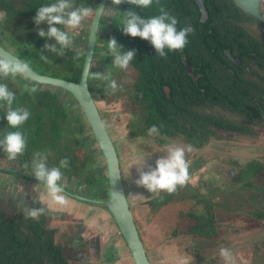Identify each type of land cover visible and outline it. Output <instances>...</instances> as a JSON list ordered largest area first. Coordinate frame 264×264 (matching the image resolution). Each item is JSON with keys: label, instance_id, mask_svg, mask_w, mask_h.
<instances>
[{"label": "flooded vegetation", "instance_id": "flooded-vegetation-1", "mask_svg": "<svg viewBox=\"0 0 264 264\" xmlns=\"http://www.w3.org/2000/svg\"><path fill=\"white\" fill-rule=\"evenodd\" d=\"M98 2L99 0H76L77 4L83 3L94 9L97 8ZM160 2L178 18L180 22L177 25L178 29L184 24H191L194 27L197 19L203 28L210 20H218L221 24L218 37L211 38V31L210 33L208 31L205 38L206 43L201 45L200 41V45H195L190 49L193 54L190 52L189 55L195 56H187L184 53L188 44L194 40V34H192L188 37L189 42L182 52H169L167 59H163L156 55L155 49L148 41L123 34L122 26L119 25L122 14L131 10L133 6L127 3L113 5L111 0H106L103 8L105 10L99 20L91 61V66H94L91 70L101 73L108 70L112 78H117L118 83L125 80L123 90L109 95L102 84L97 87V82L88 78L90 93L114 146L121 174L119 147L112 137L113 131L109 129L111 123L115 124V131L121 127L126 129L128 145L133 147L135 154L147 156L143 171H148L149 167L154 168L155 161L160 156L166 155L169 145L192 146L191 152L186 151V159L190 163L189 176L197 173V180H192L190 176L186 186L178 188L174 193L173 199H171L172 194H165V192L155 194L150 201L144 203L147 211L143 221H137L133 208L129 205L139 236L146 249V236L151 237L150 233L154 230L152 235L159 237L160 230L157 232L159 228L157 222L163 217L162 212L165 216L170 203L176 206L175 201H178L177 197L180 194L183 195L184 201L189 202L188 208L191 212L176 210L173 222L179 224V218L186 219L189 228L184 233L188 231V235L204 239L215 238L221 226L218 222L221 218L218 215L221 209H218L217 195L212 194L211 189L218 190L221 194L225 193L226 189L238 188L241 191L252 190L264 196V186L259 187L252 182L254 177L264 172V147L244 149L241 145L232 146V143L236 141L253 139L264 132V20L261 21L248 15L234 0H221V6H215L217 11L225 16L222 17V23L221 17L215 15L205 0H160ZM200 3L204 8V15L200 11ZM107 9L110 10L109 14ZM139 10L145 18L158 14L155 6ZM243 13L252 19L244 18ZM34 17L35 15L22 23L18 20L12 22L13 30L20 34V29L27 28L35 32L34 36H38L39 29L47 31L48 25L45 23L36 25ZM90 23H87L78 35L85 33L87 39ZM111 38H115L118 45L122 46L121 51L135 50L134 60L127 71L113 67L111 56L101 55V52L106 51V43ZM200 39L203 41L204 36ZM244 43L247 50L242 47ZM250 43H252L251 46H249ZM201 50L204 52L203 55H201ZM23 52L22 48L20 52H17L16 57L23 56ZM176 57L185 62V68H174ZM216 57H219L218 68L201 70L193 67L196 64L195 61L200 63V59L202 60L200 65H210ZM23 58L30 60L31 63L38 61L30 52H27ZM135 61L140 65L139 71L134 66ZM140 74H147L150 80H144L143 76L139 79ZM118 78L122 80L119 81ZM17 88L18 86H11L12 91H16ZM56 97L59 99V104H67L66 98H60L57 95ZM119 97H122L124 103L128 105L129 112L123 117L118 116L112 119L111 109L118 104ZM4 111L0 109V139L3 138L8 127ZM196 122L204 126L194 125ZM152 125H163L159 136L150 137L148 135V129ZM31 127L30 123L29 135L32 134L33 127ZM197 130L199 133L195 134ZM33 139L34 135L29 142L27 141L24 155L16 161H9L7 154L0 149V216L2 221L11 222V234L21 236V234H29L27 227L32 225L33 221L42 220L43 229L52 233L55 242L61 247L63 245L61 238L67 233V228L69 227V230L78 228L77 235L73 232L69 234L70 239L79 237L77 241L71 239L75 244L71 242L69 247L73 252L79 251L80 248L87 247L86 242L80 238L83 232V228H79L82 226V220L72 215L71 212L68 214L66 206L50 204L45 188L38 184L30 173V162L35 152H47L48 166H59V163H52L54 157L48 150L33 148L31 143ZM79 149L81 151V147L78 148V152L76 151L78 155H80ZM25 162H28L29 167H24ZM61 171L64 174L61 183L64 187L65 198L73 201L79 200L76 196L83 197L81 171L78 174L67 173L65 169ZM245 184H251L255 188H246ZM69 186L74 190H71ZM90 188L99 190L94 186ZM7 204L14 205L11 211L6 207L2 208V205ZM47 205L51 206L50 210L58 215L51 217L44 213L39 220L25 217V207ZM263 213V210L249 211L248 215L260 224L264 222V217H260ZM210 214L213 217L212 236H201L190 231L197 226L195 217L208 219ZM239 217L242 215L240 214ZM190 223L192 224L189 225ZM228 230L224 228L225 235ZM231 230L241 231L242 229L233 228ZM171 234L174 236L177 232L173 230ZM248 243L236 247L242 250L243 247H248ZM28 244L29 247H33V240L28 241ZM146 249L145 252L148 251ZM62 251L64 254L63 248ZM64 260L65 264H71L65 256ZM149 261L153 264L151 258ZM238 261L240 259L236 260Z\"/></svg>", "mask_w": 264, "mask_h": 264}, {"label": "rangeland", "instance_id": "rangeland-1", "mask_svg": "<svg viewBox=\"0 0 264 264\" xmlns=\"http://www.w3.org/2000/svg\"><path fill=\"white\" fill-rule=\"evenodd\" d=\"M4 39L6 40L3 42L5 47L3 45L2 46L12 52L15 56H18L17 52L22 50V45L19 42H17L16 45H8V41H13L11 36L5 37ZM23 60L28 61L31 64V68L35 69L38 73H45L46 67L44 64H39L37 62L31 63L30 60L25 58H23ZM118 79L119 81L122 80L120 78ZM5 81L13 83V85L18 86L19 89H22L24 84H33L29 81L20 80H15V82H13L11 79ZM50 90L58 97L67 99L65 109L68 113L73 112V114L83 117L77 103L68 93L56 88H51ZM105 90L106 92L110 91L108 89ZM119 98L118 104L113 106L111 109L112 119L117 118L118 116L123 117L127 112H129L128 105L124 103L122 97ZM114 125L115 124L111 123L109 129L110 131H113L112 137L118 143L123 183L127 200L129 205L133 208L137 221H143L144 214L147 211V206L144 203L150 201L155 194H151L145 188L136 185L135 181L139 178V172L137 171V166L132 164L140 155L137 153L135 154L133 147L128 145V141L126 139V129L121 127L117 128L118 130L115 131L116 129ZM69 129L70 131H73L71 127ZM88 139L90 141H86V144H88L90 150L96 151L95 154L98 157L97 163L89 164L90 167L95 169V173H97V175L90 174V179L93 181V179H97L100 175L103 180L99 181V191L94 189L92 190V187L90 188L86 185L88 184V179H86L88 175L87 171H82V195L88 199L102 200L106 195L104 163L100 152H97V148H95V143L92 142L93 138L89 136ZM236 145H241L244 149L263 148L264 132L260 133L256 138L242 139V141L232 143V146ZM79 152L81 154L80 149ZM130 165L132 166L130 167ZM190 176L192 180H197L198 178L197 173H192ZM252 182L259 187L264 186V172L254 177ZM69 188L74 190L71 186H69ZM182 189L184 190V188ZM210 192L217 195L216 205L218 209H221L218 214L219 217H221L218 221L221 223L218 235L212 239H204L198 238L195 235H187L184 233V231L189 228L187 226L188 221L186 219L179 218V224L173 222L174 212L176 210H181L183 212H186L187 210L188 212H191L188 208L189 202L184 201L183 195L180 194L177 197L178 201H175L177 202L175 203L177 207L170 203L167 206L168 210L166 211L165 216L162 212L163 217L159 222H157L159 227L157 228V232L160 230L159 237L152 235L154 230L150 233L151 237L146 236L145 244L148 249L146 253L147 255L149 253L148 258L150 256L153 264H177V260L179 258H184L187 264H224L223 259L219 255L221 248H228L231 250L235 264H240V261L242 262L241 264H264V222L259 224L248 215L249 211H264V196L252 190L241 191L238 188L226 189V192L221 194L215 189H211ZM180 193H182V191H180ZM173 198L174 194L171 195V199ZM48 199L50 200L49 197ZM66 201L67 203L64 206L67 208V213L69 214V212H71L72 215L74 214L82 220V226L79 228H83V232L80 238H82L87 244V247H82L79 251L73 252L69 247L70 243L73 242L71 239H75L77 241L79 237L70 239L69 234L73 232V234L77 235L78 228H76L77 230H69V227L67 228V233L62 236L61 242L63 244L62 248L64 250V256L71 264H133L130 254L120 237L112 218L100 204L81 202L79 200L73 201L69 198H66ZM2 206L3 209L6 207L9 211H11L14 207V205L12 206L10 204ZM40 207L45 208V214L48 216L54 217L58 215V213H53V211L50 210L51 206L47 205ZM240 214L242 217H239ZM52 224L51 227H53ZM191 224L192 223L189 225ZM225 227L229 229L226 235L223 231ZM233 228H240L242 230L232 231L231 229ZM173 230L177 232L174 236L171 234V231ZM73 243L75 244V242ZM247 243L249 244L248 247H243L242 250L241 248L239 249L236 247ZM115 247L117 249H114ZM188 247L189 249L187 251ZM118 256H121L120 260L117 259ZM237 257L240 259V261H238L239 263L236 262V260H239Z\"/></svg>", "mask_w": 264, "mask_h": 264}, {"label": "clouds", "instance_id": "clouds-1", "mask_svg": "<svg viewBox=\"0 0 264 264\" xmlns=\"http://www.w3.org/2000/svg\"><path fill=\"white\" fill-rule=\"evenodd\" d=\"M113 5L127 3L132 5V10L122 14L121 23L122 32L130 37H139L148 41L155 49L156 55L167 59L169 52L182 51L188 44V37L195 33V28L191 24H184L177 28L180 23L178 18L173 15L160 0H111ZM156 7L158 14L145 18L134 9H149ZM105 9L99 11L100 16ZM110 10L107 9L109 14ZM98 11L87 7L83 3L77 4L76 0H53L48 4H43L38 8L33 18L36 25L46 23L47 31L39 29L37 35L45 40H54L55 43H45L40 61L50 63L49 56L43 52H49L56 56L64 57L69 50H75L77 47L76 36L80 30H83L87 23L93 24L94 17ZM117 13V12H116ZM107 14V15H108ZM7 13L0 10V23L6 20ZM96 28H99L98 22ZM122 46L118 45L115 38H111L106 43V51L101 52L102 56H111L113 58L112 66L121 71H127L131 62L134 60L135 50L121 51ZM79 56V52L73 59ZM89 68L87 78L97 82V87L101 84L104 88L110 90L109 95H114L123 90V82L118 83L107 71L93 72ZM31 72V64L19 57L11 55H0V81L11 79L15 82L18 76H27ZM25 91L29 95L37 91L35 86L25 85ZM16 95L10 90L7 83L0 82V109H4L5 119L9 128L14 131L6 132L0 139V149L7 154L9 161H16L23 156L27 147L26 137L19 129L30 118V111L25 107H13ZM163 125H152L148 129L150 137L160 135V128ZM186 151L191 152L192 146L169 145L166 149V155L160 156L155 161V167H149L148 171L142 169L146 165V157L138 156L132 165L137 166L139 178L135 181L137 186L145 188L151 194L166 192L174 194L178 188L186 186L190 179V163L186 159ZM48 153L35 152L30 162L31 174L38 184L43 185L51 203L65 205L67 203L64 195V187L61 183L63 172L61 169L69 167V159L61 158L59 166H48ZM130 165V167L132 166ZM24 167H29L28 162ZM45 213L43 207H25L24 214L26 218L39 220ZM224 264H235L233 253L228 248H221L219 252ZM177 264H187L184 258H179Z\"/></svg>", "mask_w": 264, "mask_h": 264}, {"label": "trees", "instance_id": "trees-1", "mask_svg": "<svg viewBox=\"0 0 264 264\" xmlns=\"http://www.w3.org/2000/svg\"><path fill=\"white\" fill-rule=\"evenodd\" d=\"M205 1L206 4L209 5L211 9H213L215 15L221 17L222 23V17L225 16L222 12H218L215 8V6H221V0ZM51 2H53V0H0V10L7 13L6 20L3 23H0V45L2 46L3 42L6 41L4 39L5 37L11 36L13 41H8V45H16V43L19 42L24 49L23 56L27 55V52H30L34 58H37V63L44 64L46 67L45 73L39 74L61 78L72 82H78L84 60L86 46L85 33H81L76 36V49L67 51L64 57L56 56L49 52H43L44 55L49 56L51 61L50 63H44L39 59L43 50V45L45 43L52 44L55 43V41L45 40L39 36H34L35 32L27 28H22V30L20 29V34H17L13 30L14 26L12 25V22L18 20L20 23H22L28 20L30 17L36 15L39 7H41L43 4H48ZM134 10L140 13L139 9ZM243 15L245 16L244 18L249 20L252 19L245 13H243ZM201 25L202 24L198 22L197 19L194 23V40L188 44L187 50H185L184 53L187 56H195L189 55L190 52L192 53L190 49L195 45H200V41L201 45L206 43L207 40L205 38L208 35V31L209 33L211 31V38L218 37L220 31L219 27L221 25L218 20H210L208 24H205L204 28L201 27ZM243 35L245 36V33H243ZM203 36L204 39L202 41L200 37ZM251 45L252 43L249 44V46ZM242 47L246 48V50L248 49L245 43L242 45ZM77 52H79V56L76 59H73ZM201 53V55H203V50H201ZM23 56L19 55V58L23 60ZM201 62V59L200 63L195 61L196 64L193 67L201 70L219 67V57H216V60L207 66L203 64L200 65ZM134 66L138 69V71L140 70V65L137 63V61L134 62ZM185 67L186 65L184 61H181L178 57L174 58V68ZM33 70L37 72L35 69ZM142 76L144 80H150V77L147 74H140L139 79H141ZM16 80L28 81L22 76H18ZM0 82L7 83L11 90L13 83L6 81ZM25 85L27 84H24L22 87ZM31 85L37 88V91L34 94L29 95L28 92L23 90V88L19 89V87L15 89L16 91H13L16 95L13 107H25L31 113L29 120L26 121L25 124L19 129L24 133L26 142H29V139L34 135V139L32 141L30 140L33 148H42L48 150L51 156L54 157L52 163L58 164L61 158L67 157L69 159V167L65 169L67 173L78 174L80 171H87L88 175L86 179H88V184L86 185L89 187L94 186L96 188H100L99 181L103 180L102 177L99 175L97 179H93V181H91L89 176L90 174L97 175V173H95V169L90 167L89 164L97 163L98 157L95 154L96 151L90 150V147L88 144H86V141H90L88 138L89 136L92 137V134L86 121L84 120V117L73 114V112L68 113L65 109L66 104H59V99L56 97V94L50 90V87L35 83ZM28 123L32 124L33 130L31 129V132L33 135H29L30 131L28 130ZM26 124H28V126ZM194 125H198L197 122L194 123ZM198 126L204 125L199 124ZM70 127L73 131H70ZM9 131H14V129L9 128L8 126L5 133ZM221 131L224 130L221 129ZM197 133H199L198 130L195 131V134ZM92 142L95 143L93 139ZM94 145L95 148H97L96 144ZM80 147L81 154L78 155V153L76 154V151L78 152V148ZM97 152H99L98 148ZM244 187L248 188L253 186H251V184H245ZM165 198L169 199V197ZM260 217H264V213L260 214ZM195 221L197 226L196 228L191 229V232L201 236H212L213 217L211 214L208 219L206 217H195ZM42 223V220L33 221V224L27 227L29 234H21V236H18L14 235V233L11 234L10 229L12 223L3 222L0 216V264H65L62 247L55 242L52 233H48V231L43 229ZM30 234L32 235L29 236ZM31 240H33V247L28 246L31 244H28V241Z\"/></svg>", "mask_w": 264, "mask_h": 264}, {"label": "water", "instance_id": "water-1", "mask_svg": "<svg viewBox=\"0 0 264 264\" xmlns=\"http://www.w3.org/2000/svg\"><path fill=\"white\" fill-rule=\"evenodd\" d=\"M234 2L248 15L261 21L264 20V0H234ZM105 4L106 0H99L96 8L98 13L94 17L93 24L90 23L86 39L84 60L78 82L42 75L35 72L33 69H31V72L27 76L22 77L29 82L50 87V89L56 88L62 90L75 100L101 154L105 168L104 176L106 181V195L104 199L91 200L80 196H76V198L83 202L100 204L110 215L130 254L133 264H151L130 211L114 146L102 122L88 86L87 76L91 66L94 44L98 31L96 24L98 22L99 25L101 17L99 11L104 8ZM199 7L202 15H204V8L201 3ZM6 54L15 56L0 45V55Z\"/></svg>", "mask_w": 264, "mask_h": 264}, {"label": "crops", "instance_id": "crops-1", "mask_svg": "<svg viewBox=\"0 0 264 264\" xmlns=\"http://www.w3.org/2000/svg\"><path fill=\"white\" fill-rule=\"evenodd\" d=\"M188 232V231H187ZM187 232H186V234H187ZM188 235V234H187ZM114 249H117L116 247L114 248ZM188 249H189V247L187 248V251H188ZM116 251H118V250H116ZM193 254V253H192ZM120 258H121V256H118V258L117 259H119L120 260Z\"/></svg>", "mask_w": 264, "mask_h": 264}]
</instances>
